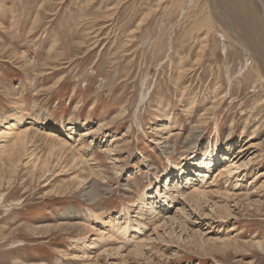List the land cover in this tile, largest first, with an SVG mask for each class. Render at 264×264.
Instances as JSON below:
<instances>
[{"label": "rangeland", "instance_id": "obj_1", "mask_svg": "<svg viewBox=\"0 0 264 264\" xmlns=\"http://www.w3.org/2000/svg\"><path fill=\"white\" fill-rule=\"evenodd\" d=\"M223 1L0 0V124L17 111L30 119L26 128L42 133L31 149L51 169L38 180L34 157L15 171L0 159V264H264L263 0H251L257 34L235 19L244 15L239 0ZM43 131L71 151L50 155ZM217 144L247 163L238 180L220 173V159L198 206L177 196L146 221L143 239L135 230L106 237L108 246L125 243L123 258H71L77 240L98 242L97 230H108L86 227L90 212L135 219L142 194ZM75 156L82 168L71 166ZM77 176L93 178L95 199ZM137 240L144 256L128 255Z\"/></svg>", "mask_w": 264, "mask_h": 264}, {"label": "bare ground", "instance_id": "obj_2", "mask_svg": "<svg viewBox=\"0 0 264 264\" xmlns=\"http://www.w3.org/2000/svg\"><path fill=\"white\" fill-rule=\"evenodd\" d=\"M214 1H216V0H214ZM228 1H226V2H228ZM236 1L238 2V0H236ZM190 2H191V0H190ZM239 2L240 3L238 4V7H240L239 8L240 10L238 8L236 9V6L235 7H232V9L235 8V10H234L235 12H237L236 10L242 11L244 13V15L242 16V15L239 14V16L236 18V15H238V14H235V19H238L240 22L241 21L243 22V25H241L242 23H240L241 26H246V28H247V25H248V28L251 26L252 31L255 32L256 34H257V32L262 31V29H259L260 27L258 26V24L256 26V22H257V20H256V14L257 13H255L254 10H252V7H251L253 5L252 4V1L251 0H239ZM187 3H188V0H187ZM216 3L219 5L218 1ZM223 4L225 5V2ZM232 4L234 5V3H232ZM232 4H230V6ZM261 4H262L261 7L263 8V11H264V0L261 2ZM219 6H221V4ZM221 7H223V5ZM225 7H227V6H225ZM197 8H200V6L197 7ZM208 9H210V7ZM226 9H229V8H225V10ZM183 10H184V8H183ZM201 10H203V9H201ZM220 11H222V10H220ZM230 11H231V9H230ZM228 13H230L229 10H228ZM207 16H208V14H207ZM207 16H206V18H207ZM233 16H234V13H233ZM233 16H231V17H233ZM211 17L212 16L210 15L209 16L210 22L212 21ZM227 19L228 18H225V20H227ZM220 20H222V19H220ZM223 20L221 22H223ZM222 25H223V23H222ZM227 25H229V24H227ZM254 25H255V27H259V28L256 29L254 27ZM210 27H212V23H211V26ZM204 29H205L204 30L205 32L207 31V34L205 35L206 36V39H205L206 41H203L202 44L200 43L201 44L200 45V49H199V51L197 53V56H198L199 60H201L203 58L202 57L203 56V53L202 52H204L205 49H206V47H205L206 44H204V43L207 42V38H208V34H209V31H208L209 30V26L205 27ZM231 29H233V27ZM246 31H248V30L246 29L245 30V33H246ZM201 35H203V34H201ZM261 35H259V36H261ZM253 36H254V34H253ZM251 38H253V37H251ZM182 70H180V72ZM254 77L257 79L256 82H258L260 80V78H258V74L256 72H255ZM142 99L143 98L141 97V102H142ZM16 106H17L16 109L19 110V111H21V109H23L22 105L21 106L20 105L19 106L16 105ZM211 110H210V112H211ZM19 113L20 112L17 111V114H19ZM17 114L13 117V120L7 121L4 124H0V159L4 155L7 156V159L8 160H7V165L6 166L10 170L15 171L18 168V165H19V163H21V160H22V158L24 156H32V157H34L33 160H32V162H31L32 172L36 173V172L39 171V169L41 171H43L44 168H47L48 171H51L50 166L48 165L49 162H47L45 160H40L41 158H36L35 157V155H36L35 154V150L34 149H31V147L33 146V144H32L33 143V139L36 138V137H38V135L39 134H42V133H36L35 131H34V133L30 132L31 130L29 131V129H27L26 128L27 126H25V125L31 124L32 121L30 119H25L23 117H19V116H17ZM205 117H206V115H205ZM203 118H204V116H203ZM0 123H1V120H0ZM71 128L72 127H69V128H67L65 130L69 131ZM98 128H99V126L97 127V129ZM192 129H196V128L193 127ZM61 130H62V128H61ZM65 130H63L62 132L67 135V133H66ZM43 132L46 133L45 134L46 137L50 140V142L48 144V149L50 151L49 152L50 155L55 154V152H61L63 154L64 152H67L68 153V151H71V149L66 144H62L59 139L57 140L55 138V136H56L55 134L52 135V134L49 133V131L48 132L43 131ZM87 134L88 133H85L84 135H87ZM106 148H108V150H110L109 145ZM227 152L228 151H225L224 152V150H222V148L220 149V147L218 148V144H217V146L214 147V149H211L207 153H205V152L204 153H201V154L198 153L199 155L197 153H194V155H192L189 158V161L190 162H192V159H194V161H195V163L192 162L193 163V165L191 164L192 166L187 167V169L186 168L185 169L178 168L177 169V172L178 173L177 174H174V175H173L174 172L169 173L168 175H166L164 177V181H163V185L162 186H160V184L155 186L154 193H151V194H148V195H146V193H145V194H142L138 198V201H137L138 202V205H137L138 208L136 209L137 211H136V217H135V219H132L127 214H124V216H121V217L120 216L110 217V218L108 217V220L103 221L100 218V216H99L98 213H96L95 211L94 212H90L89 216H87L85 218V219H87V222H88L86 227L95 228L94 227V224L100 223L102 226H107V229L108 230H106V232H104L105 229L103 231L102 230L101 231L97 230V233L94 234V235L97 237L98 242H95L96 241L95 238H90V240L89 239H85V238L84 239H81L80 238L81 240H77V243H78V246H79V250L77 252L75 250L74 251H71V253H70L71 258L72 259L80 260L81 262H84L85 260H89V259H91V257H92V262H95L96 259L99 258V256L101 254H106L110 258H113L110 255L118 254L120 258H123L125 255L122 256L120 254V252L122 251L123 245L125 243L121 244L122 247H120V246L119 247L118 246L116 247V245L113 247L110 244H109L110 246H108L107 245L108 243H107L106 237H109V236H112L113 235V236H117L118 238H122V237H125L126 238V236L131 232V230H135V232L132 233L133 234L132 237H136V235L139 236L140 235L139 234L140 232L144 234V232H146L145 231V227L147 226V222L146 221L151 222L150 225H152V223H154V220L157 219L159 217V215H162V216L164 215L163 213L166 212V210L170 208L171 203L176 202L177 196L183 197V199L185 201L186 200H190L191 202H193V204L195 206H198V204H200V201H201L202 196H204V195L207 194V190L208 189L205 190V184L207 183L208 176L209 175L210 176L211 175H213V176L215 175L214 174L215 172H213L212 174H210V171L212 170V168L216 164L220 163L221 160L223 162L220 164V167H221L219 169L220 170V173L221 174L226 173L228 175L231 174L232 176L237 177V180H238L240 176L237 175V173L240 170H242L247 165V163H245V161H242L241 163H238L239 160L238 159L236 160L237 155L236 154L234 155L235 152L234 153L233 152H230L229 154ZM237 152H240V150H238ZM24 158H26V157H24ZM72 159H73L72 160L73 162H72L71 166H75V167L78 166L79 168H82L83 167V163H82L83 161H81L80 158L77 159V157L75 156ZM84 162H88V161L86 160ZM1 164L4 165V162L2 161ZM171 165L174 166V167H176V165H173V164H171ZM221 170H225V171L224 172H221ZM46 172L47 171H43V174L42 175H39L38 180L40 178H42ZM93 173H95V172H93ZM93 173H92V171H88V177L87 178H90V175H92ZM77 178L80 181V183L82 181H83L82 183H84V179L85 178H81L79 176H77ZM88 180H86V181H88ZM92 180H93V178H92ZM92 180H89L88 183L87 182L84 183V185H87V186L86 187L84 186L85 188L83 187L84 189L82 191L84 192L83 195H85L87 198H89V196H90V197H94V199H95L96 193H95L94 189L92 188V183H94V182H91ZM181 182L182 183H185V184L188 183V185L190 183L191 184L193 183L190 186L191 187L190 189H192V191H190V190L185 191V189H186L185 187L186 186L185 187H180L181 186ZM2 186H3V184L0 182V187H2ZM79 196H81V195H79ZM178 200H177V202H178ZM90 201H92V200H90ZM1 203H2V198H1V194H0V204ZM182 205H183V203H182ZM0 206H2V205H0ZM180 210L182 211L181 208H180ZM224 211H227V209H225ZM143 219H145V220H143ZM172 220H171V222L169 221L171 224H173L175 222L174 221L175 218H173ZM73 224H75V223H73ZM68 225L71 226V224H68ZM75 225H74V227H75ZM70 228H73V226L72 227H69V229ZM154 231H156V230H154ZM139 238H140V236L138 237V239ZM140 239H143V238H140ZM146 239H151V238L147 237ZM225 240H228V239H223L222 241H225ZM129 241L131 242V240H129ZM146 246H147V244H145L143 241H138L137 240V242L134 243V246H133L134 248L132 250H127L128 255H134L136 257L144 256V254H145L144 248ZM257 246L259 248L261 247L260 242H257ZM115 264H118V263H115ZM120 264H127V261L126 260H123V263H120Z\"/></svg>", "mask_w": 264, "mask_h": 264}]
</instances>
